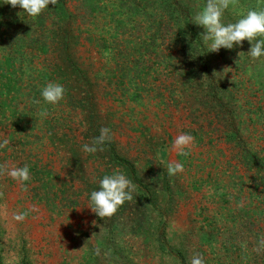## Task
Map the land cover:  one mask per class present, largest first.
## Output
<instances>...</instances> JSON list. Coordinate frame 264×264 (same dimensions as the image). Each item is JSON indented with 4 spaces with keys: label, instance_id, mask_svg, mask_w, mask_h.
Listing matches in <instances>:
<instances>
[{
    "label": "rangeland",
    "instance_id": "rangeland-1",
    "mask_svg": "<svg viewBox=\"0 0 264 264\" xmlns=\"http://www.w3.org/2000/svg\"><path fill=\"white\" fill-rule=\"evenodd\" d=\"M205 3L155 0L165 20L143 25L99 12L70 50L39 53V35L0 48V164L31 176L25 188L0 175V264H264V57L253 62L247 40L208 51L192 22ZM261 8L238 0L223 22ZM18 10L12 22L38 34ZM49 82L65 89L55 105L41 97ZM102 127L111 140L84 152ZM184 133L187 155L173 148ZM172 161L184 171L169 176ZM117 168L136 190L101 219L90 193Z\"/></svg>",
    "mask_w": 264,
    "mask_h": 264
},
{
    "label": "clouds",
    "instance_id": "clouds-1",
    "mask_svg": "<svg viewBox=\"0 0 264 264\" xmlns=\"http://www.w3.org/2000/svg\"><path fill=\"white\" fill-rule=\"evenodd\" d=\"M3 3L11 5L13 8L19 6L22 9L21 12L35 18L50 4L55 6L57 0H3ZM237 4L238 0H206L203 7L193 16L192 22L203 27L202 40L208 51L218 52L222 47L232 49L234 45L242 46L243 42L247 40L251 44L248 54L251 60L255 62L264 57V8L241 12L240 18L236 22L225 24L223 22L225 11L230 6L235 7ZM64 94V87L54 82L47 83L41 89V97L47 104L59 103L64 98ZM35 102L40 103L39 100ZM111 136V130L102 127L99 135L93 138L91 144L83 145L82 150L86 153L103 151V145L111 140ZM193 141L194 137L190 134H180L175 138L173 148L179 153L187 155L186 149L191 147ZM9 143L8 139H3L0 141V148L6 147ZM166 167L169 176L184 171V165L181 162L172 161ZM5 174L25 188V182L31 179L28 165L8 167L7 164H0V175ZM135 190L136 185L117 168L111 175H105L99 181L98 190L91 191L87 206L101 219L111 218L120 206L133 199ZM2 196L3 193L0 192V197ZM25 218V213H13L12 215V219L18 222H23ZM256 250H264V237L259 240V246ZM190 264H205V261L202 255L195 254L191 258Z\"/></svg>",
    "mask_w": 264,
    "mask_h": 264
},
{
    "label": "trees",
    "instance_id": "trees-1",
    "mask_svg": "<svg viewBox=\"0 0 264 264\" xmlns=\"http://www.w3.org/2000/svg\"><path fill=\"white\" fill-rule=\"evenodd\" d=\"M77 1V12L72 9L69 0H57L55 6L50 4L39 16L33 18L21 12L22 9L19 6L13 8L11 5L4 4L3 0H0V48L4 49L8 45L11 50L23 52L25 45L22 44L21 39L39 35V53H46L47 51H52L53 53L58 43H63L65 47H68L66 50H70L69 45L76 41L82 33L81 26L95 23L96 21L93 20L92 22L90 17L96 19V16L100 15L99 12H106L105 16L107 17L102 22L104 24L117 22V19L122 22L126 19L134 22L133 25H143L148 22L154 23L157 18L162 21L165 20L164 14H167V10L160 9L161 12H159L151 5L155 0H143V3L138 7L132 4L135 0H122V3L118 2L119 0ZM109 5H112V8ZM17 10L27 16V21L32 19L33 22H30V24L35 23V25L39 26L38 34L31 29H21L22 23L12 22L11 18H14V12ZM98 19L100 20L99 17ZM87 27H85L86 31ZM83 32H85V29ZM86 36L91 38L92 35L87 33ZM50 44L53 46L51 49H49ZM80 100H82V95L77 90L74 93V102H79Z\"/></svg>",
    "mask_w": 264,
    "mask_h": 264
}]
</instances>
